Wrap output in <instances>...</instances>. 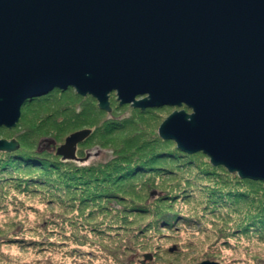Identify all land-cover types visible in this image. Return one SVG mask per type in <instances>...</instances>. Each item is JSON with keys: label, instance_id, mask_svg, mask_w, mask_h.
I'll return each instance as SVG.
<instances>
[{"label": "water", "instance_id": "95a60500", "mask_svg": "<svg viewBox=\"0 0 264 264\" xmlns=\"http://www.w3.org/2000/svg\"><path fill=\"white\" fill-rule=\"evenodd\" d=\"M69 88L106 112L113 92L142 111L185 106L160 138L264 182V0H0V128ZM91 134H71L57 155L78 159ZM19 148L0 139V152Z\"/></svg>", "mask_w": 264, "mask_h": 264}, {"label": "rangeland", "instance_id": "374dc122", "mask_svg": "<svg viewBox=\"0 0 264 264\" xmlns=\"http://www.w3.org/2000/svg\"><path fill=\"white\" fill-rule=\"evenodd\" d=\"M110 106L112 111L106 112L92 96H80L74 88L56 89L28 101L21 108L15 128H0V139H15L20 143L17 151L0 152V264H141L146 254L153 257L154 264H197L206 260L220 264H264V232L247 236L233 232L248 210L221 197L238 186L249 196L260 193L255 205L261 207L264 182L259 185L254 182L261 181L241 179L222 168H214L212 179L205 174L195 177L201 168L213 166L202 152L199 154L204 157L200 156L195 163L203 161L201 165L206 166L180 171L172 165L173 172L184 171L176 178L158 168L164 161H157L156 171L137 176L135 172L126 183L120 182L117 178L122 173L124 176L128 164H134L137 155L143 157L148 151L138 150L143 136L149 140L158 137L160 125L174 111H192L185 106L144 111L131 105L121 106L115 92L110 94ZM84 129L92 130L93 135L78 145V159L63 163L57 149L71 134ZM163 141L170 150L177 148L174 141ZM41 150L46 153L39 155ZM14 153L25 160L21 158L12 168L5 167L10 160L8 155ZM31 154L61 164L42 173L31 166L35 160L29 159ZM75 170L82 175L80 181L90 185L85 191L82 188V192L73 194L66 190L65 183ZM104 179L110 181L107 189L115 190L120 197L114 203L115 211H108L109 214L102 208L113 204L111 195L97 203L83 200L94 189L98 191ZM114 181L122 186L121 190L112 184ZM53 184L62 189H56ZM149 185L159 188L158 192L150 191ZM151 192L161 195L167 202L165 205L176 207L175 212L179 210L192 218L191 224H176L172 230L161 226L158 232L145 230L141 236L143 226L151 222L156 210L154 205H147L150 212L135 214L132 208L155 200L157 196ZM147 197L150 199L146 200ZM215 201L223 202L212 211ZM125 217L126 224H120L118 219L123 221ZM120 230L135 242L122 239ZM219 231L225 238H220ZM174 247V252H170Z\"/></svg>", "mask_w": 264, "mask_h": 264}, {"label": "trees", "instance_id": "16d2710c", "mask_svg": "<svg viewBox=\"0 0 264 264\" xmlns=\"http://www.w3.org/2000/svg\"><path fill=\"white\" fill-rule=\"evenodd\" d=\"M109 125H111V122H109ZM92 135H93V131H92L91 136ZM166 143L167 142L163 141L161 138H159V136L156 138H152L151 140L146 139V136H143V138L140 139V143H139L140 145H139L138 150L140 148L148 149V151L145 152V154L143 155L144 158L137 155L136 158L133 160V157H132L134 164H131V162H130V164H128L130 167L126 168V172H124V176H123V173L119 174L120 176L117 179H119L120 182L123 181L124 183H126V181L128 179H130L135 172L138 173V174H136V176H137V175H142V173L145 171L146 172L147 171L148 172L149 171H151V172L156 171L158 168L161 170H165L167 174L174 176L176 178L179 175L183 174L184 171L181 173L173 172V169L171 168L172 165L177 166L180 171L183 169L191 168V167L206 166V165H201V163H205L203 161H200V164L195 163L196 161L199 160L200 156L204 157V156L200 155L199 153H197V154H186V153L182 152L181 150H179L178 148H173V149L171 148V150H170V146H169V148L164 146V144H166ZM44 153H46V152L41 150V151H39L38 154L42 155ZM34 156H35V154H33V155L31 154L29 157V159H31V158L35 159L32 162L31 166L39 168L42 173H45V171H48V167H50L51 169H55L56 164L57 165L61 164V163L54 161V160H49V162H48V158L42 159V158H39L38 156H35V158H34ZM8 158L10 160L8 162H6L5 167L12 168L15 163H18L19 161H21L22 157H21V155L14 153V154L8 155ZM139 158H142L143 160L139 161ZM32 159H31V161H32ZM23 160H25V159L22 158V161ZM136 160H137V162H136ZM62 161H63V163L69 162L68 160H62ZM157 161L158 162L164 161V165L157 168V164H156ZM163 168H165V169H163ZM214 168L225 169L222 166H214V165L209 166L208 168L203 167V168H201L199 173L196 174L195 177H199V176L205 174L207 178L212 179V176L216 173V171L214 172ZM227 174L230 175V172L227 171ZM80 176H82V175L80 174V172L77 173L76 170L74 172H72V174L67 176L68 180L65 183V188L68 192H71L73 194L77 193L78 191L82 192V188H83V191H85L86 190L85 187H88L90 185V183H88V182L80 181L82 179ZM102 181L103 182L100 185L101 188H98V191H96V189H94L95 191L93 190L89 194V196L83 197V200L88 201L90 199L89 200L90 202L95 201L93 203H97L100 200V198H103L106 195H111L113 197L111 199H113V200H111V199L110 200L113 201V204L112 205L108 204V206H106V208L105 207L102 208V209H107L106 212H104V213L109 214L108 211H115L114 203H116L115 201L118 200V198H120V197L118 196V193H116L115 190H108L107 189L106 184H108L110 181H108L106 179H104ZM237 182L242 183V180L238 179ZM114 183L117 185V188L119 190L122 189V186L121 185L118 186V183H116V181H114L112 184H114ZM254 183L259 184V185L263 184L262 182H254ZM53 185L58 190L62 189L60 185H56V184H53ZM143 185L144 184H141V186H143ZM151 188H152V185H149V189H151ZM157 189L159 190V188H157V187L152 188V190H150V191L158 192ZM141 190H142V188H141ZM213 190L216 191V188L213 187ZM152 192H151L152 196L158 195V194H153ZM218 192L222 193L223 191L219 190ZM262 192L264 193V191H262ZM179 193L180 192L176 193L177 194L176 199H179V195H180ZM149 196H150V194H149ZM221 197L222 198L225 197L226 199H228L232 203L236 202L237 204H235V205L238 206L240 209L246 208L248 210V212H247L248 215L246 214L244 216V221L240 222L239 224H236L235 225L236 229L233 232H237V233L240 232L239 235H243V236H247L250 233H255V234L261 235L264 232V205L261 207H259V205H255L256 200H258L261 197L260 193H257V194H251L250 193V196H249L244 191H242L238 186H236L235 188H231L227 195H225V196L223 195ZM147 199H150V197H147L146 200ZM165 201H170V200H165ZM177 201L178 200H175V202H177ZM221 202H223V201H215L214 206H212V211H216L217 209H215V206L218 207ZM165 204H167V202H164V200L161 199V195H160V196H157V198L155 200H153L149 203H146L144 205L139 204L137 207L132 208V211H135V214L136 213L137 214H143L145 212H150V210L148 208H146L147 205H150V206L154 205V209L156 210L155 216L151 217V222H148L146 225L143 226V229L140 232L141 236H142L143 232H146L145 230L149 231L152 229V232H154V231L158 232V229L161 226H164L165 229L172 230V228L175 227L176 224L180 225L181 223H183V224L188 225V226L191 224L192 218L184 215L181 212H178L179 210H176V212H175L176 207L172 206V208H171L170 205H165ZM254 206L257 207V208H254L255 211L252 210V207H254ZM94 211H96V210H94ZM236 211H237V209H236ZM171 213H176V214H174V216H173ZM156 216H157V218H156ZM127 219L128 218L125 217L123 221H121L119 219H118V221L120 224H126ZM246 223L248 224V226L245 228L244 225ZM99 225L100 224H98V226ZM111 231H113L112 226H110V232ZM121 231H123V230H120L118 233L122 239L123 238H126V239L129 238L130 243L135 242L130 237H127L125 234H121ZM95 233H99V231L96 230ZM218 233H219L220 238H222L224 236L220 231ZM256 237H258V236H256ZM223 238H225V237H223ZM170 252H171V249H170Z\"/></svg>", "mask_w": 264, "mask_h": 264}]
</instances>
